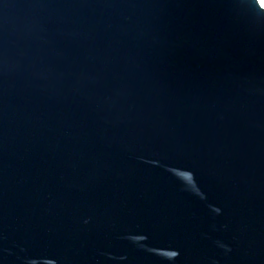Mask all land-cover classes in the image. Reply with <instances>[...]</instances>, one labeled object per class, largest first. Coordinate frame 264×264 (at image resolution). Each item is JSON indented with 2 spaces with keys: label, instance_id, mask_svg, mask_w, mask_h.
Returning <instances> with one entry per match:
<instances>
[{
  "label": "water",
  "instance_id": "water-1",
  "mask_svg": "<svg viewBox=\"0 0 264 264\" xmlns=\"http://www.w3.org/2000/svg\"><path fill=\"white\" fill-rule=\"evenodd\" d=\"M0 264H264V3L0 0Z\"/></svg>",
  "mask_w": 264,
  "mask_h": 264
},
{
  "label": "rangeland",
  "instance_id": "rangeland-1",
  "mask_svg": "<svg viewBox=\"0 0 264 264\" xmlns=\"http://www.w3.org/2000/svg\"><path fill=\"white\" fill-rule=\"evenodd\" d=\"M260 1L264 3V0H260Z\"/></svg>",
  "mask_w": 264,
  "mask_h": 264
}]
</instances>
